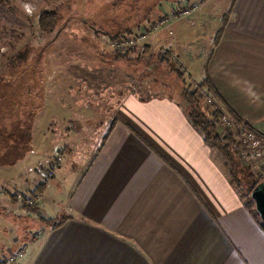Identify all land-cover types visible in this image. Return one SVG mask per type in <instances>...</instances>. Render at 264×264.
<instances>
[{"label": "crops", "instance_id": "crops-1", "mask_svg": "<svg viewBox=\"0 0 264 264\" xmlns=\"http://www.w3.org/2000/svg\"><path fill=\"white\" fill-rule=\"evenodd\" d=\"M176 4L162 0L157 9L168 12ZM190 26L204 40L195 51L180 46L181 29ZM145 44L150 52L142 44L141 59L160 62V49L169 47L185 76L208 78L228 108L264 136V0H207L195 16L172 19ZM51 79L41 87L47 101L33 113L31 149L16 162L0 164V252L25 247L15 264H264V228L249 208L251 199L190 120L179 90L181 99L127 93L113 107L106 140L81 157L77 142L66 135L85 128L79 122L71 128V109L57 90L65 83ZM31 94L40 98L35 89ZM43 110L52 119L46 129L38 125L35 136ZM58 119L67 121V129L53 144ZM43 135L49 148L33 158L32 137ZM47 151L63 155L52 179L38 170ZM27 158L32 171H39L32 180L22 163ZM47 166L46 161L42 167ZM12 181L31 189L35 210L10 196Z\"/></svg>", "mask_w": 264, "mask_h": 264}, {"label": "rangeland", "instance_id": "rangeland-1", "mask_svg": "<svg viewBox=\"0 0 264 264\" xmlns=\"http://www.w3.org/2000/svg\"><path fill=\"white\" fill-rule=\"evenodd\" d=\"M160 2L161 0H1L0 131L24 132L23 136L26 138L22 142L18 139V135L13 133L9 135L8 139H5L6 133H4L3 137L0 136L1 147H8L9 149L10 145L17 144L20 140L21 146L28 150L31 149L30 138L26 134L30 132L29 127L32 124L33 113L38 111L35 107L40 106L41 103L43 106L47 101L42 97L43 89L41 87L42 83L50 78H52L50 81L60 79L65 83L66 87L57 90L61 92L59 98L65 97V105L70 107L69 110L71 109L73 119L71 128H79L78 122L80 126L82 124L85 128V132H80L79 135H74L75 133H72L74 135H71L72 137L66 135L69 141L75 140L77 142V148L83 152L81 157H84L85 154L90 157L94 150L100 147L102 141L106 140V137H103L104 132L113 128L111 123L113 107L127 93L140 96L167 94L177 96L179 99L185 96L184 87L186 84L183 83L171 63L160 65V62H151L148 64L140 58L143 42L138 48L136 47L137 49L130 51L129 59H116L115 50L112 46L113 35L123 33L127 29H133V34H130L135 36L136 30L140 29L137 25L140 23L139 25L142 27L150 21L151 19L146 17L152 15L149 12L153 11ZM11 6L14 8L13 10H10ZM45 8H52L58 12V30L43 32L37 23L32 25L36 16ZM196 13L197 11L192 14V17ZM28 17L34 20H28ZM92 26L103 29L109 34L96 33L91 28ZM193 28L194 26H190L181 29L180 46L185 51H195L198 45H202L204 42L198 38V33L195 32L198 28L195 30ZM199 30L202 31L203 28L199 27ZM169 35L174 36V34ZM42 58L43 61H41ZM173 65L185 69L181 62L176 63L174 61ZM183 72L185 74L186 70ZM186 75L190 76L188 73ZM204 78L200 76L198 80H188L197 81L201 86ZM189 81L187 82L188 86L186 85L188 88L192 86V84L190 86ZM201 88L204 89V87ZM32 89L36 90L38 96L40 93V98L37 100L31 94ZM46 89L49 91L48 88ZM198 94L205 99V104L211 111L212 107L207 102L208 96L201 95L199 92ZM49 97H55V95L52 94ZM63 100L64 98H62ZM183 102L185 104V100ZM59 105L53 106L55 109L52 111L55 114L60 113L57 108L60 107ZM91 105H93L91 108L94 110L90 108ZM226 108L221 106L220 109L224 113H228L227 117L223 115L221 121L216 125L218 133L223 138L230 134L229 131L231 132V130L235 134L236 127L233 122L237 126L243 125V122L246 123L243 119L238 121ZM52 115L50 110H43L41 115H38L40 117H37L33 128L35 136L38 125H40L39 129H44L47 121L52 119ZM94 116L95 119L93 120ZM57 122L60 124L59 131L54 132L55 141L53 144L61 142L62 138L59 135L65 128L67 129L66 120L58 119ZM111 124L112 126H110ZM245 127L255 131L248 123ZM236 131H238L237 137L242 142V130L237 129ZM257 135L263 141L262 145H251V148L247 149L244 143L242 146L240 142H237L233 156L212 146L221 153L223 156L221 160L225 161L227 165L225 167L230 169V173L234 165L240 169L236 171V175L240 177V182L236 185L238 190L246 193L248 199H251V195L247 192L250 183L260 176H264V136L259 133ZM223 138L222 144H227ZM46 139L47 137L44 135L32 137L33 158L49 148L45 146ZM49 151L46 152L48 153L46 156L43 155L39 159L43 163L38 170L41 167L39 175L43 176L55 163V167L52 169L53 173L49 175L51 177H48V179H52L62 164L63 155L61 153L51 154ZM47 156L50 158L46 159ZM29 159L27 158L22 163L29 180H32L33 175H37L39 171H32ZM46 161L48 167L43 168L42 166ZM231 177L233 179L232 174ZM12 185L16 188L13 189V192L15 193V200L18 202L23 203L22 199L17 197V193L21 191L32 193L31 189H23L20 184L14 181H12ZM3 191L4 188L0 185V195L3 194ZM16 252L12 247L5 248L4 252H0V257H3L0 264H15L17 260L5 263V259Z\"/></svg>", "mask_w": 264, "mask_h": 264}, {"label": "trees", "instance_id": "trees-1", "mask_svg": "<svg viewBox=\"0 0 264 264\" xmlns=\"http://www.w3.org/2000/svg\"><path fill=\"white\" fill-rule=\"evenodd\" d=\"M174 1L177 4L174 5L170 9V11H168V12H164L163 11L161 13V10L160 9L158 10L157 7H156V8H154V10L155 9L157 10L156 15H154L152 13L154 10L150 11L149 13L150 14L152 13V15L155 16L154 18H156V17L158 18L159 16L168 15V14H170L172 12H176L181 7H183L184 5H187V4L191 3V2L199 1L202 4V3L206 2L207 0H183L182 2H181V0H177V1L174 0ZM13 9L14 8L11 6L10 10H13ZM150 14H148V15H150ZM190 17H192V16H190ZM190 17H188V18H190ZM146 18H148V16ZM28 20L33 21L34 19L28 17ZM58 20H59V14H58V12L55 9L45 8L36 16L35 22L32 25L37 23L39 28L43 32L44 31L45 32H53V31H55L57 29ZM152 20L148 21L146 24H149V22H151ZM139 24L137 25V26L140 27V29H138V30H143L146 24L143 25L142 27ZM91 28L96 33L101 32V33L109 34L107 31H104L103 29H98V28L93 27V26ZM138 30H136V31H138ZM132 32H133V29H127L123 33H118L116 35H113L114 38H112V40H115V39L119 38L122 34H130ZM145 41H147V40H145ZM145 41L142 43L143 47H144V51L145 52H150V47H149L148 44H145ZM139 46L140 45H138L136 47L138 48ZM136 47L126 49V50H124L122 52L115 51L114 53H115L116 59H120V58L129 59L130 51L132 49H134V50L137 49ZM162 49L163 48L160 49V51H159V53L157 55L158 59L160 60V62L162 61V62H164L166 64L167 63H171L172 66L174 67L173 69L176 70L178 76L181 77L183 83L188 86L187 82H188V79L190 77H188V76L185 77V74H184L183 70H181L179 67L173 65V61L171 60L169 52L163 53ZM164 49H167L168 51H173L169 47L168 48L164 47ZM140 58H143V56H140ZM186 85L184 87L185 88V90H184V95L185 96L184 97H185V107H186L185 110L187 111V114H188L190 120L201 131L205 141L209 145L214 146V147H216V148H218V149H220L222 151H225V152L231 154V156H233L234 149L236 148V145H237V141H236L234 132L232 130H231V132L229 131V133L230 134L232 133V134L231 135L228 134L227 136H225V138H223L218 133V130L216 128L217 123L219 121H221L223 115H225L224 111L222 109H220V108H216L213 104H208L209 106L212 107V109L210 111L207 108L206 104H205V102H206L205 99L201 98L197 91H192ZM201 87H204L208 91V94L213 95L216 100H218L219 102L224 104L223 106L225 108L226 107L228 108L226 103L223 102V100L215 93V91H213V89L211 87V84H210V81L208 80V78H205L204 80H202ZM27 93H29V90H27ZM227 108H226V110H227ZM228 110L232 114V116H234L238 121L239 120L241 121V118L238 115H235L229 108H228ZM4 133H6V135L4 136L5 139H8L9 135H12L13 133L17 134L18 135V139L22 140V142H23L24 139H26L25 136H23L24 132H20V131L16 132V130H14L13 132H9V131L4 130V131H0V136L3 137ZM30 135H31V133L27 132L26 136L28 138H31ZM222 138H223V141L225 143H227V144H224V145L222 144ZM19 141H18L17 144L10 145L9 149H8V147L2 148L1 145H0V164L16 162L19 158L22 157V155H24V153H26L25 152L26 148H24V146H21ZM22 147H23L24 151H20V150H22L21 149ZM11 153H14V154H11ZM237 170L239 171L240 169H238L236 167V165H234L233 169L231 170V174L233 175V180H234L235 183L240 182L239 181L240 177L238 175H236V173H237L236 171ZM241 170H242V167H241ZM261 181H264V176H260L257 180L251 182L250 185L247 188L248 189L247 192L249 194H251V191L253 190V188ZM8 192H9L10 196L15 199V193L13 191H8ZM249 203H250V205H249L250 210L252 211V213L257 218H259V215H258L257 211L255 210V208H253V206L255 205V202H254V200L252 198L249 201ZM23 205L25 207H27V208L35 210L36 209L35 206L37 204L35 203L34 205H27V204L24 203ZM259 221H260L261 225L264 228V223L262 222V220H259Z\"/></svg>", "mask_w": 264, "mask_h": 264}, {"label": "built area", "instance_id": "built-area-1", "mask_svg": "<svg viewBox=\"0 0 264 264\" xmlns=\"http://www.w3.org/2000/svg\"><path fill=\"white\" fill-rule=\"evenodd\" d=\"M200 7H201V2L194 1V2H191L187 5H184L183 7H181L176 12H172L168 15L159 16L158 18L149 22V24H146L143 30L136 31L137 34L134 33L135 36H132L133 33L132 34H123V36H120L119 38L112 41L113 49L115 51L122 52L126 49L134 48V47L138 46V44L140 45L141 42H144L145 40H147L149 38V36H151L155 33H158V31H160L162 28H169L170 27V21L172 19L188 18V17L192 16V14L194 12L198 11L200 9ZM168 31L170 34L174 33L172 29H169ZM165 52H169V51L167 49H163V53H165ZM169 54H170L171 60L173 62L175 61L176 63H180L179 55L176 52L170 51ZM181 69L185 70L183 68H181ZM191 84H192V86H191ZM190 86H191L190 89L192 91H197L201 95H203V94L207 95L208 96V99H207L208 104H213L216 108H221L219 101L216 100L213 95H208V93L206 94V89L201 88L199 82L192 81V82H190ZM218 103H219V105H218ZM227 114L228 113H225L226 117H227ZM230 124L232 125V123H230ZM233 125L236 127V129L233 127L235 129L234 135H235L236 141L238 143L240 142L241 145H242V143H244V145L246 146L247 149H250L251 145L257 146L258 144L259 145L263 144V141L257 135L258 133L256 131H253V130L245 127L246 123L243 122V125L237 126L233 122ZM237 129L242 130V139H241L242 142L240 141L239 137H237V132H238V131H236ZM54 167H55V163L48 170V172H46L47 178L51 177L49 175H52V173H53L52 169ZM31 194L29 191H21L20 193H17L16 195H17V197H20L22 199L23 203H25L27 205H30V204L34 205L36 203V198H35L34 194H32V195ZM24 251H25V247L18 249L16 253H14L13 255H11L10 257H7L5 259V263L6 262L7 263L14 262L13 260L16 261L20 256L23 255ZM0 261H3V257L2 258L0 257Z\"/></svg>", "mask_w": 264, "mask_h": 264}, {"label": "water", "instance_id": "water-1", "mask_svg": "<svg viewBox=\"0 0 264 264\" xmlns=\"http://www.w3.org/2000/svg\"><path fill=\"white\" fill-rule=\"evenodd\" d=\"M250 195L255 202V209L264 223V181L259 182Z\"/></svg>", "mask_w": 264, "mask_h": 264}]
</instances>
